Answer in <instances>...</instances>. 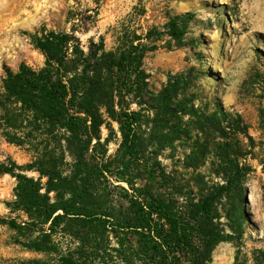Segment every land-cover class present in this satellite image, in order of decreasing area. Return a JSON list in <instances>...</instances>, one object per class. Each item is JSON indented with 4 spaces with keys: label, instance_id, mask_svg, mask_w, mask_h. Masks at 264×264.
<instances>
[{
    "label": "trees",
    "instance_id": "trees-1",
    "mask_svg": "<svg viewBox=\"0 0 264 264\" xmlns=\"http://www.w3.org/2000/svg\"><path fill=\"white\" fill-rule=\"evenodd\" d=\"M70 16L74 22L70 32L43 29L30 36L45 57L43 68L22 64L17 72L5 69L0 127L9 143L35 155L25 169L41 177L36 181L4 171L18 181L16 200L9 206L22 211L27 221L0 217V224L16 233V243L24 250L47 257L36 264H211L219 244L233 240L234 234L242 239L243 217L237 205L248 169L240 164L235 145L215 144L216 175L223 185L209 187L198 174L183 190L169 176L149 169V162L142 163L137 133L141 115L120 106L117 110L114 92L142 97L148 79L143 58L156 49L144 40L160 34L121 37L111 52L103 40L91 41L86 53L76 35L88 31V25L79 12ZM188 19L177 17L170 24V35L178 42ZM178 96L179 92L166 90L153 100V122L162 130L160 147L171 145L183 133L178 126L169 127L172 119L179 120V113L196 117L191 126L204 135L224 132L223 117L188 108L189 100L184 103ZM261 117L264 121V110ZM107 120L116 121L122 133L118 155L109 161L107 151L99 150ZM237 120L242 121L240 116ZM185 136H191L189 129ZM207 149L197 141L189 165L196 167ZM135 165L144 168V181L160 179V192L138 184L144 176ZM228 199L235 203L234 216H227L233 235L226 232L218 207Z\"/></svg>",
    "mask_w": 264,
    "mask_h": 264
},
{
    "label": "rangeland",
    "instance_id": "rangeland-1",
    "mask_svg": "<svg viewBox=\"0 0 264 264\" xmlns=\"http://www.w3.org/2000/svg\"><path fill=\"white\" fill-rule=\"evenodd\" d=\"M70 12H79L88 25V31L76 35L86 53L91 41L98 44L103 40L105 50L111 52L121 37L130 40L151 31L160 34L144 40L156 49L147 51L143 58L142 70L148 79L142 97H122V92H114L116 109L141 115L137 133L142 163L149 162V169L154 168L158 176H169L170 182L183 190L198 174L209 187L223 185V179L216 175L215 144L235 145L240 164L248 169L242 201L237 205V213L243 217L242 239H235L227 218L234 216L235 203L224 200L219 211L226 232L234 234V239L216 247L211 264H264V0H0V93L4 92L6 68L17 72L22 64L34 70L45 66V57L31 44L30 36L43 29L70 32L74 24ZM182 16L190 19L178 42L170 35V24ZM166 90L179 92L178 100L184 103L189 100L188 108L223 117L224 132L204 135L191 126L196 117L179 113V120L172 119L169 127L175 130L178 126L183 133L175 136L171 145L162 143L160 147L162 130L153 122V100ZM2 115L0 109V122ZM185 129L190 137L185 136ZM100 133L99 150L107 151V161L114 159L122 143L120 125L107 120ZM197 141L208 149L193 167L189 156ZM34 156L27 148L9 143L0 127V217L27 221L22 211L9 206L16 200L18 181L16 175L4 171L38 181V172L25 169L35 161ZM133 167L144 176L138 181L140 186L148 184L160 192V179L144 181V168ZM41 181L44 184L47 179ZM16 240V233L0 224V264L47 261L45 255L24 250Z\"/></svg>",
    "mask_w": 264,
    "mask_h": 264
}]
</instances>
